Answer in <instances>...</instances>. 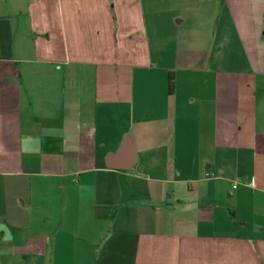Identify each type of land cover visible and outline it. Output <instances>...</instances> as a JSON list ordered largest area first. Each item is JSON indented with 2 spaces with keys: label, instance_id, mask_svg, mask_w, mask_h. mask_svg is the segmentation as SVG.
<instances>
[{
  "label": "crops",
  "instance_id": "0c3cea01",
  "mask_svg": "<svg viewBox=\"0 0 264 264\" xmlns=\"http://www.w3.org/2000/svg\"><path fill=\"white\" fill-rule=\"evenodd\" d=\"M0 263L264 264V0H0Z\"/></svg>",
  "mask_w": 264,
  "mask_h": 264
},
{
  "label": "trees",
  "instance_id": "16d2710c",
  "mask_svg": "<svg viewBox=\"0 0 264 264\" xmlns=\"http://www.w3.org/2000/svg\"><path fill=\"white\" fill-rule=\"evenodd\" d=\"M168 86H169V91L171 92L174 86V76L172 72L169 75Z\"/></svg>",
  "mask_w": 264,
  "mask_h": 264
},
{
  "label": "built area",
  "instance_id": "2783aa9c",
  "mask_svg": "<svg viewBox=\"0 0 264 264\" xmlns=\"http://www.w3.org/2000/svg\"><path fill=\"white\" fill-rule=\"evenodd\" d=\"M1 264V263H0Z\"/></svg>",
  "mask_w": 264,
  "mask_h": 264
}]
</instances>
